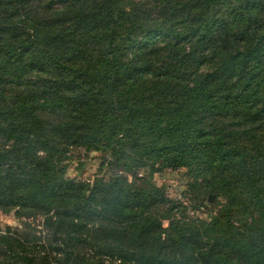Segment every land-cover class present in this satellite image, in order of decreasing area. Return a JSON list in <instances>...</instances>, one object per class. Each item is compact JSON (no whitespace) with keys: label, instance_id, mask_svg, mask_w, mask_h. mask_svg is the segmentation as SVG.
Segmentation results:
<instances>
[{"label":"trees","instance_id":"1","mask_svg":"<svg viewBox=\"0 0 264 264\" xmlns=\"http://www.w3.org/2000/svg\"><path fill=\"white\" fill-rule=\"evenodd\" d=\"M0 212V264H264V0H0Z\"/></svg>","mask_w":264,"mask_h":264},{"label":"rangeland","instance_id":"2","mask_svg":"<svg viewBox=\"0 0 264 264\" xmlns=\"http://www.w3.org/2000/svg\"><path fill=\"white\" fill-rule=\"evenodd\" d=\"M104 156L98 152L87 153L83 149L72 151L70 160L68 162V176L84 181L93 182L97 176L112 174L113 169L109 167H102ZM141 176L146 174L145 170L139 171ZM157 186L164 188L167 196L178 202L190 204V200L187 192L188 177L185 176L184 170H166L163 173L155 175L154 179ZM215 202V198L213 199ZM211 204V203H210ZM213 204V203H212ZM210 208V207H208ZM203 208L197 212L193 211L200 219H207L209 216V209ZM20 225V220L16 217L15 213L4 214L0 212V229H6L7 227H17Z\"/></svg>","mask_w":264,"mask_h":264},{"label":"water","instance_id":"3","mask_svg":"<svg viewBox=\"0 0 264 264\" xmlns=\"http://www.w3.org/2000/svg\"><path fill=\"white\" fill-rule=\"evenodd\" d=\"M214 196H210V201L213 202Z\"/></svg>","mask_w":264,"mask_h":264}]
</instances>
